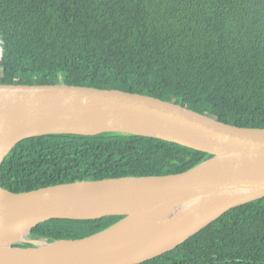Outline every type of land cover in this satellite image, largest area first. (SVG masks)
Instances as JSON below:
<instances>
[{"label":"trees","instance_id":"trees-1","mask_svg":"<svg viewBox=\"0 0 264 264\" xmlns=\"http://www.w3.org/2000/svg\"><path fill=\"white\" fill-rule=\"evenodd\" d=\"M0 83L143 94L264 129V0H0ZM209 157L147 137L48 135L17 144L0 187L178 174ZM121 219L49 220L28 238L83 239ZM142 264H264V198Z\"/></svg>","mask_w":264,"mask_h":264},{"label":"water","instance_id":"water-1","mask_svg":"<svg viewBox=\"0 0 264 264\" xmlns=\"http://www.w3.org/2000/svg\"><path fill=\"white\" fill-rule=\"evenodd\" d=\"M102 134L154 138L210 157L178 174L78 181L23 193L0 187V264H142L229 210L264 198V129L228 125L143 94L0 83V166L29 138ZM114 216L122 219L83 239L28 238L49 220Z\"/></svg>","mask_w":264,"mask_h":264},{"label":"bare ground","instance_id":"bare-ground-1","mask_svg":"<svg viewBox=\"0 0 264 264\" xmlns=\"http://www.w3.org/2000/svg\"><path fill=\"white\" fill-rule=\"evenodd\" d=\"M4 197V194L0 191V199Z\"/></svg>","mask_w":264,"mask_h":264}]
</instances>
